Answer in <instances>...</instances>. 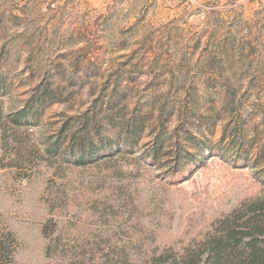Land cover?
Instances as JSON below:
<instances>
[{
  "label": "rangeland",
  "instance_id": "374dc122",
  "mask_svg": "<svg viewBox=\"0 0 264 264\" xmlns=\"http://www.w3.org/2000/svg\"><path fill=\"white\" fill-rule=\"evenodd\" d=\"M0 73V264H153L264 196V0H0ZM112 95L100 127L132 147L64 159L63 122ZM236 126L246 166L208 150Z\"/></svg>",
  "mask_w": 264,
  "mask_h": 264
},
{
  "label": "trees",
  "instance_id": "16d2710c",
  "mask_svg": "<svg viewBox=\"0 0 264 264\" xmlns=\"http://www.w3.org/2000/svg\"><path fill=\"white\" fill-rule=\"evenodd\" d=\"M1 79L0 75V93L4 90V83ZM38 89L20 107L7 114L8 121L13 126L37 124L41 106L48 100L46 95L47 88L41 89L40 92H38ZM112 98L113 95L109 97V101L105 100V98H99L102 101L96 99L99 103L94 101L92 104L93 108L88 109L86 113L76 120L77 128L74 129V132L71 131L72 133L66 130H70L73 126L74 122L71 121V118L73 119L74 117L65 120L59 131L60 133L64 131L61 135L67 136L66 146L62 148L59 139H56L54 142L45 143V151L53 155L59 149L58 147H61V155L64 159L80 163L98 157L100 151L102 153H111L121 149L119 146L123 145V147L128 146V148H131L132 124L129 121L124 122L123 136L121 134L122 130L115 124L113 125L117 135L122 140L119 139V142L108 136L106 137L100 127L98 114L104 112L103 114L105 115L106 110L107 112L109 111L108 106ZM92 109L94 110L92 111ZM241 131L242 128H239V126L229 132L224 129L218 141L208 147L209 152H215L224 157L227 156L233 165H249L251 162L245 154L244 143L238 134ZM261 149H263L261 157L264 158V147ZM153 154H155L154 150L148 156L150 157ZM188 164H192V162ZM253 166L256 167L255 177L257 181L264 187V160L255 163ZM180 172L184 174L186 170L178 171L175 169L171 174H167L172 176L178 175ZM151 263L264 264V196L248 200L236 208L230 217L219 221L214 235L203 240L198 245L189 246L182 255L166 256L160 254L153 257Z\"/></svg>",
  "mask_w": 264,
  "mask_h": 264
}]
</instances>
